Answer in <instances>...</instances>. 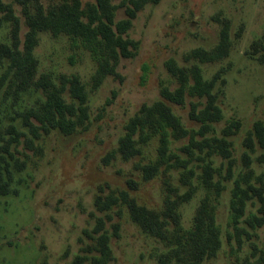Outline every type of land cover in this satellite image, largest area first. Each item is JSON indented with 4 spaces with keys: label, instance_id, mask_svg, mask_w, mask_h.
Instances as JSON below:
<instances>
[{
    "label": "rangeland",
    "instance_id": "rangeland-1",
    "mask_svg": "<svg viewBox=\"0 0 264 264\" xmlns=\"http://www.w3.org/2000/svg\"><path fill=\"white\" fill-rule=\"evenodd\" d=\"M62 1L38 3L46 10ZM79 1L83 6L95 3ZM126 1L112 0L115 21L126 18ZM4 2L19 20L21 51L27 33L25 8L13 0ZM27 10L32 12L34 5ZM225 22L228 54L211 63L190 58L193 51H210L218 44ZM11 31V22L3 21L0 45L12 47ZM126 37L135 44L132 56L121 58L117 74L107 75L93 88L97 63L86 42L38 34L33 50L36 79L47 74L60 85L61 76H78L87 91L88 117L69 135L43 132L31 115L42 107L45 94L34 86L21 89L14 84L9 61L0 62V187L7 191L0 193V264H80L79 259L81 264H158L167 244L133 222L125 199L162 211L167 198L175 200L192 187V197L178 206L180 226L169 228L171 239L175 235L184 241L206 193L201 182L206 163L214 169L213 181L225 189L215 202L221 246L205 264L259 262L264 255V225L253 221L256 199L247 201L237 223L230 202L235 181L243 188L256 185L254 176L264 172V165L256 161L262 151L245 146L254 123L264 124V60L260 61L259 47L253 50L254 42L264 43V0H156L137 12ZM169 60L186 70L200 67L204 80L214 83L218 120L204 124L194 119L206 99L190 93L191 80L183 85L182 103L165 101L163 89L173 93L182 86L168 72ZM63 95L71 102L68 92ZM157 101L171 107L188 135L138 134V155L123 159L118 146L126 124L142 105ZM232 120L241 128L226 138L231 144L227 161L204 141L224 138ZM29 123L39 128L33 131ZM151 163L158 164V172L146 180L142 167ZM101 236L107 238V255L100 251Z\"/></svg>",
    "mask_w": 264,
    "mask_h": 264
},
{
    "label": "trees",
    "instance_id": "trees-1",
    "mask_svg": "<svg viewBox=\"0 0 264 264\" xmlns=\"http://www.w3.org/2000/svg\"><path fill=\"white\" fill-rule=\"evenodd\" d=\"M13 1L25 8L27 33L23 49L20 51L18 39L19 20L14 15L12 7L4 0H0V27L3 21L11 22V38L13 41L12 47L0 45V62L3 59L9 61L8 70L14 76V84L17 82L21 89L34 86L35 89H41L45 94L44 104L37 113L31 115L43 132L48 134L51 131H58L64 135L72 134L84 124L85 119L88 117L87 91L78 76H61L59 78L60 85H57L47 74L36 79L38 63L33 55V50L37 45L38 34L48 32L54 37L66 35L86 42L97 63V69L93 77V88H95L107 75L117 74L116 67L121 58L127 59L132 56L131 50L135 44L126 37L127 31L131 27L132 20L137 12L146 4L156 2V0H127V5H125L126 18L120 21H115L116 10L112 0H95V3L85 6L79 0H64L48 7L46 10L38 3V0ZM32 5H34V10L30 12L27 8ZM257 42L253 43V50L259 47L262 51L260 61H263L264 43L262 41ZM228 50V23L225 22L218 44L210 51L195 50L190 54V58L202 63H211L224 58L228 54ZM166 68L172 76L180 79L182 86L173 93L167 88L163 89L162 96L165 101L182 103L185 93L183 85L191 80L190 93L206 99L205 107L197 115L193 114L194 119H198V121L205 124V122H213L220 118L221 112L217 105V97L213 94L214 83L204 80L200 67L193 66L186 70L178 67L174 61L169 60L166 63ZM65 91L68 92L71 102L65 100L63 95ZM28 126L33 131L39 128L31 123ZM240 128L241 123L232 120L223 131L224 138L211 141L205 139L204 143L208 147H213L223 158L229 161L231 144L226 138ZM167 131H170L175 138L188 135V131L181 124L179 118L175 116L171 107L164 101L142 105L136 116L130 119L125 126V134L119 140L118 150L120 155L125 160L138 155L136 142L138 134L148 133L152 135ZM28 142L32 143L29 140ZM245 146L251 151H253L254 146H257L262 152L256 157V161L260 165H264V124L261 121L254 123L252 132L248 134L245 140ZM243 157L250 160L247 155ZM231 166L230 162L228 166L230 174ZM142 172L146 180L151 179L158 172V164L145 165L142 167ZM188 174L191 175L192 172L190 171ZM213 174V167L209 163L204 164L201 182L206 193L196 211L193 228L184 241L177 240L175 235L171 239L169 228L177 229L180 226L178 206L192 197L194 193L192 187L188 188L183 195L177 196L175 200L167 198L162 211L139 206L134 201L127 200L126 197L125 200L133 222L154 239L167 244L168 251L159 256L158 264H172L173 260L180 264H205L206 261L217 256L221 240L220 229L216 221L215 202L221 196L225 185L221 182H214ZM249 174L250 177L254 175L253 172ZM254 178L256 185L250 184L243 188L235 181L231 190L230 207L235 223L244 215L247 201L254 198L256 199L257 215L253 216V221L258 226L264 225V172L255 175ZM6 192L4 186L0 187L1 194ZM99 246L101 254L107 255L109 247L106 237H100ZM82 261L83 259H79V262L82 263ZM241 264H264V255L260 256L259 262L246 259Z\"/></svg>",
    "mask_w": 264,
    "mask_h": 264
}]
</instances>
